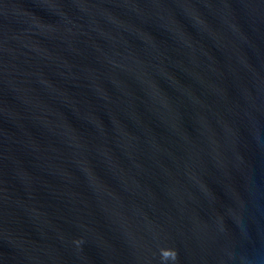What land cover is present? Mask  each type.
<instances>
[{
    "label": "water",
    "instance_id": "obj_1",
    "mask_svg": "<svg viewBox=\"0 0 264 264\" xmlns=\"http://www.w3.org/2000/svg\"><path fill=\"white\" fill-rule=\"evenodd\" d=\"M0 264H264V0H0Z\"/></svg>",
    "mask_w": 264,
    "mask_h": 264
}]
</instances>
